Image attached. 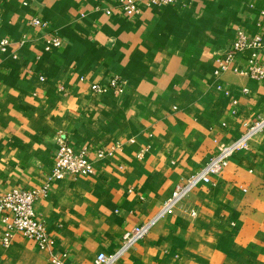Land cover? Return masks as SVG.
<instances>
[{
  "label": "crops",
  "instance_id": "1",
  "mask_svg": "<svg viewBox=\"0 0 264 264\" xmlns=\"http://www.w3.org/2000/svg\"><path fill=\"white\" fill-rule=\"evenodd\" d=\"M122 1L0 0V194L45 187L34 211L52 241L11 231L5 244L0 222V264H95L149 221L110 264H264V133L156 217L178 182L264 115V79L233 70L250 51L224 72L216 60L239 30L264 41V0H178L133 15ZM52 37L61 44L48 49ZM115 77L122 92L91 91ZM59 134L91 174L51 178Z\"/></svg>",
  "mask_w": 264,
  "mask_h": 264
},
{
  "label": "built area",
  "instance_id": "2",
  "mask_svg": "<svg viewBox=\"0 0 264 264\" xmlns=\"http://www.w3.org/2000/svg\"><path fill=\"white\" fill-rule=\"evenodd\" d=\"M177 1L178 0H123L120 8L125 13L133 15L139 13L142 5L159 6L172 4ZM107 13H109V10ZM31 24L35 27L47 26V22L39 18L32 19ZM60 44L61 40L59 38L52 37L47 41V48H57ZM7 45L8 41L6 39L1 40L0 50L5 51ZM247 51H250V55L246 58V68L240 70L235 66L233 70L235 72L247 74L256 80H263L264 67L260 63L259 56L264 51V41L258 33L247 35L241 30L237 32L236 39L231 46L218 54L216 58L218 64L217 72H224L232 68L231 65L235 58L239 54ZM123 87V82L115 77L111 78L106 86L92 84L90 89L97 93H103L107 89L122 92ZM261 133H264V115L257 116L238 139L223 145L197 172L185 181L178 182L156 217H160L165 213H171L175 204L183 197L187 196L198 184L210 183L214 176L222 173L232 154L239 149L248 148L252 138ZM56 142L57 149L51 171L52 179L61 180L67 177H77L93 172L92 161L87 158L85 151H75L70 145L68 138L62 134L57 136ZM114 148L115 147H110L109 150L100 149L97 151L96 155L98 158H102L106 153H112ZM45 193L46 188L43 187L39 189L13 188L4 194H0V222L4 223L7 227V231L3 235V242L5 244L10 240L11 231H14L20 233L24 237L34 240L41 248H48L51 246L52 241L45 230L44 223L37 217L34 211L35 202ZM189 214L195 216L196 212L190 210ZM151 223L152 221H149L125 231L121 238L120 250L111 256L99 253L95 260V264H110L122 252L144 239ZM51 263L63 264L57 256L51 258Z\"/></svg>",
  "mask_w": 264,
  "mask_h": 264
},
{
  "label": "rangeland",
  "instance_id": "3",
  "mask_svg": "<svg viewBox=\"0 0 264 264\" xmlns=\"http://www.w3.org/2000/svg\"><path fill=\"white\" fill-rule=\"evenodd\" d=\"M184 181H185V180H184ZM165 202H166V201H165ZM165 202H164V203H165ZM188 214H189V212H188ZM189 215H190V214H189ZM190 216H191V215H190ZM192 217H194V216H192Z\"/></svg>",
  "mask_w": 264,
  "mask_h": 264
}]
</instances>
